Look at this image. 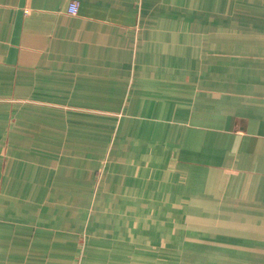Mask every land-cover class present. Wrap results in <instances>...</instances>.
Returning <instances> with one entry per match:
<instances>
[{
    "label": "crops",
    "instance_id": "0c3cea01",
    "mask_svg": "<svg viewBox=\"0 0 264 264\" xmlns=\"http://www.w3.org/2000/svg\"><path fill=\"white\" fill-rule=\"evenodd\" d=\"M101 117L115 227L78 219ZM148 210L168 214L151 236L129 224ZM190 213L215 216L197 242ZM165 233L167 260L264 264V0H0V264L158 260Z\"/></svg>",
    "mask_w": 264,
    "mask_h": 264
},
{
    "label": "rangeland",
    "instance_id": "374dc122",
    "mask_svg": "<svg viewBox=\"0 0 264 264\" xmlns=\"http://www.w3.org/2000/svg\"><path fill=\"white\" fill-rule=\"evenodd\" d=\"M115 119H112V117L109 118V121H105V118H96L95 119V130L97 131L96 134H94V144H95V149H97L98 147L102 146L101 144V136H103V142L105 143L106 147L104 146L105 149H103L104 151L102 152V154H99L97 156L94 157V159L97 160L98 163H94V187L92 189V194L94 196H92V200L89 202L86 197H80L79 198V213H78V219L79 221H92L94 223L95 226H101L100 224H102L103 222L105 224H108V222L114 223L113 226H117L118 222L121 221V218H123L125 216V214L121 213L119 211V209L117 208V211H113L110 212V210L107 209H102L100 207L95 206L98 200V196L100 193V178L105 174V172L110 168L111 166V160L112 159H107V155H109V151L107 153L108 147L112 149V146H115L117 144V135H116V131L115 130V126L117 125V117H114ZM104 119V120H103ZM101 135V136H100ZM98 136V137H97ZM101 152V150H100ZM105 158L107 160H105ZM104 159V160H103ZM100 161V163H99ZM104 165H103V164ZM94 197V200H93ZM104 198V197H102ZM119 197H110V199H112L114 202L118 201ZM170 199V198H169ZM154 202L156 203V198L154 197ZM162 200V199H161ZM183 203L186 204L185 200L183 201ZM129 220L131 226H135L137 230L142 229L143 226H146L147 230H145V234L149 233L151 236V231L150 230H154L155 228V224H162L164 225L167 221V216L168 214L166 213H154L152 211H146V212H142V213H134V214H128ZM186 215V214H185ZM184 215V217H186ZM214 213H201V214H197V213H190V220H183V222H188V226H191L190 229H187L188 231L193 232L192 237L196 238V239H192V242H197L198 240V236H199V231H202L203 228L200 227L199 225L202 224L203 222H207V221H213V217ZM178 219H180V216L178 214L177 216ZM176 218V219H177ZM128 220V221H129ZM180 221V220H179ZM117 222V223H116ZM175 224H178V220L174 221ZM181 222V221H180ZM182 222V223H183ZM167 224L168 221H167ZM153 225V226H151ZM179 226V228H186V226L184 225H176ZM145 228V229H146ZM174 227V238L176 240V229H179ZM206 230H208V227L206 228ZM178 231H181L178 230ZM86 232V231H85ZM85 232H83L84 234H80L79 235V245H80V249H84V245L80 244V243H84V237L86 236ZM208 232L209 236H214L213 230L210 231H206ZM165 235H168V233L164 234V239H162L163 243L159 246H153L152 247V251L157 253V256L155 259L158 260H154L153 256L151 257V259L149 260V255L146 254V248L148 247H143L142 250H140L138 252V254L135 255L134 251H131L130 254L127 257V260L125 262V264H210L211 261H206V253L203 250V246L201 245H195V250L194 252H190L188 251L185 254V258L183 260H176L175 258L173 259H169L166 258L169 254H171L172 252H174V256L173 257H177L178 253L175 250V246L178 247V245H175L172 247H167L165 241L167 242V237ZM146 236H148L146 234ZM212 239V238H211ZM182 241H185L184 238L182 239ZM200 242V241H199ZM113 245L118 246L117 242H114ZM194 246V245H193ZM191 246V247H193ZM179 247H183V245H179ZM202 248V249H199ZM133 250H135L134 248H132ZM213 252V251H210Z\"/></svg>",
    "mask_w": 264,
    "mask_h": 264
},
{
    "label": "built area",
    "instance_id": "2783aa9c",
    "mask_svg": "<svg viewBox=\"0 0 264 264\" xmlns=\"http://www.w3.org/2000/svg\"><path fill=\"white\" fill-rule=\"evenodd\" d=\"M78 10V3L77 2H71L67 7V12L69 14L75 15Z\"/></svg>",
    "mask_w": 264,
    "mask_h": 264
}]
</instances>
